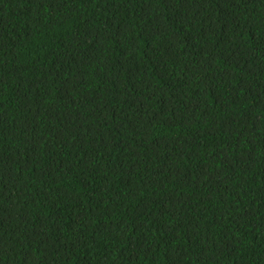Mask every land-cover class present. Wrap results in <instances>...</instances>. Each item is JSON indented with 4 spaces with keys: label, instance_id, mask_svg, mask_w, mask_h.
<instances>
[{
    "label": "trees",
    "instance_id": "obj_1",
    "mask_svg": "<svg viewBox=\"0 0 264 264\" xmlns=\"http://www.w3.org/2000/svg\"><path fill=\"white\" fill-rule=\"evenodd\" d=\"M0 264H264V0H0Z\"/></svg>",
    "mask_w": 264,
    "mask_h": 264
}]
</instances>
